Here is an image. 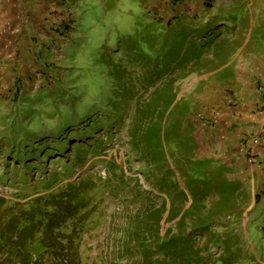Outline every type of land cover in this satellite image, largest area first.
Here are the masks:
<instances>
[{
	"label": "rangeland",
	"instance_id": "374dc122",
	"mask_svg": "<svg viewBox=\"0 0 264 264\" xmlns=\"http://www.w3.org/2000/svg\"><path fill=\"white\" fill-rule=\"evenodd\" d=\"M226 1L231 2L227 4L229 7L224 6ZM233 1L207 0L209 5L204 7V0H158L162 8L146 11L140 0H68L69 17L77 18V21L75 33L61 53L63 80L67 88L64 93L40 91L37 111L27 124L0 118V206L2 201L4 207L16 202L24 204L65 188L69 183L76 186L81 182L92 183L97 189L88 191L86 196L91 198L95 212L88 226L90 231L84 235L82 250L86 253L83 262L126 264L118 261L114 244L122 242L127 217L133 215V211H143L147 197L155 198L158 206L164 203L160 201L163 196L159 187L164 185L158 179H162L165 172L163 176L161 172L166 169L175 177L171 167L177 169L183 159L178 148L193 143L191 123L200 114L205 118L220 104L211 105L209 98L220 93H216L215 87L205 89L201 79L213 68L225 64L228 61L223 56L225 51L237 47L249 33V20L255 11L236 9ZM11 8L15 7L12 5ZM153 14L164 24L175 18L172 30H175L177 39L167 47H163L162 39L157 40L156 45L162 44L163 47L157 48L162 56H172L171 52L175 56L177 53L185 56L188 51L192 52V40L203 45L200 50L196 49V60L183 65L178 72L165 74L162 82L151 81L154 84L148 91L141 87L134 90L133 97L130 96L132 99L123 100L117 91L148 80L146 63L153 55L149 56L145 47L148 46L145 39H149L145 28ZM226 18L233 19L228 22ZM207 24L210 25L206 28ZM182 29L194 37L183 41ZM58 55L60 57V52ZM168 88L175 89L176 98L175 109L166 114L165 121H176L173 126L177 127L162 128L166 137L163 134L164 149L159 154L160 140L151 131L159 123L167 101L159 112L153 109L144 116L142 111L153 103L157 105ZM3 94L4 90L0 96ZM5 100L4 105L11 109V103ZM22 116L24 118V111ZM204 120L199 119L201 124ZM80 131L84 134L78 135ZM68 139L70 144L63 152ZM42 142L49 144L46 149L40 146ZM38 148L50 156L39 157V152L35 154ZM174 149L179 150L176 160H173ZM166 150L172 153H167L170 156L164 162ZM196 164L192 166L196 167ZM198 174L196 168L194 177ZM167 186H164L166 191ZM251 204L250 200L244 201V211L248 209V212L241 221L242 218L245 224L248 221L249 227L246 231L244 226L239 244H231L232 253L237 254V260H243L244 264H253V260L262 264L264 244L254 239L252 242L251 238L258 237L261 241L264 236V199ZM210 237L208 234L195 237L196 246L204 250L205 256L215 260L225 253L227 244H209Z\"/></svg>",
	"mask_w": 264,
	"mask_h": 264
},
{
	"label": "crops",
	"instance_id": "0c3cea01",
	"mask_svg": "<svg viewBox=\"0 0 264 264\" xmlns=\"http://www.w3.org/2000/svg\"><path fill=\"white\" fill-rule=\"evenodd\" d=\"M140 1L146 11L162 8L158 0ZM229 3L226 1L224 6L229 7ZM233 3L236 9L254 10L255 16L250 17L247 37L223 54L228 61L201 79L205 89L215 87L220 93L209 98L211 105L220 102L217 109L205 118L200 114L193 120L192 146L173 150V160L178 151L185 159H180L177 169L171 167L175 177H165L166 169L161 172V176L165 175L158 179L159 183L174 187L169 190L167 186L166 191L165 185H159L163 196L160 201L166 205L160 221L161 235L197 230L200 218L198 230L204 236L210 234L220 244H239V235L249 227L248 221H241L248 210L244 211V201L255 205L264 187V165L258 166L264 163V0ZM208 4L204 0V7ZM69 8L68 0H0V93L5 92L0 96L1 119L29 122L37 111L39 95L32 93V87L41 76L45 79L41 91L64 93L67 84L63 80V56L58 54L71 41L77 21L69 17ZM18 90L21 96L14 101L12 96ZM5 99L11 109L4 105ZM199 119L205 120L201 124ZM168 152L172 153L166 150L164 162L169 159ZM249 158H255L257 164H250ZM193 163H197L196 167ZM196 168L198 177H194ZM195 191L205 197L204 206L198 210L191 208ZM180 192L188 201L177 208L172 202ZM255 238H251L252 242L264 244V236L261 241Z\"/></svg>",
	"mask_w": 264,
	"mask_h": 264
},
{
	"label": "trees",
	"instance_id": "16d2710c",
	"mask_svg": "<svg viewBox=\"0 0 264 264\" xmlns=\"http://www.w3.org/2000/svg\"><path fill=\"white\" fill-rule=\"evenodd\" d=\"M210 9L208 10L210 11ZM233 18L230 20L226 19L228 22H231ZM177 23H179V20ZM173 24H175V18L164 24V21L158 19L154 14L149 22L146 23L147 27L145 29L147 33L145 34L149 39H145V44L148 45L145 47L147 52H149V56L153 55L150 62L146 63L149 68L148 80L138 85L132 83V86H128L122 91H117L116 94L119 98L123 100L126 98L132 99L130 96L133 97L134 90L144 87L143 91H148L149 86L154 84L151 81L157 79L162 82L165 74L170 71L178 72L180 67L187 63L190 64L197 59L195 57L198 52L197 50H200L199 47H202L203 44L198 45L197 42H195L196 40H192V52L188 51L185 56L179 53L175 56L173 52H171L172 56H162V53L158 52V49L167 47L170 42L177 39L175 30H172ZM174 32L175 34H173ZM180 33H182V40L185 42L194 37L190 35L186 29H182ZM207 33H209V29ZM150 39L152 40L149 43ZM159 39L163 40V47L162 44L160 46L156 45ZM202 53L203 52H201L200 55ZM139 54L141 55L140 52ZM156 59L158 60L157 63ZM137 60L141 59H136V61ZM160 62H162L161 66ZM122 75L123 74L120 76ZM16 94L18 95L15 96ZM16 94L14 95V101L21 96L19 90ZM175 98V89L168 88L164 91V96L159 103L157 105L156 103L152 104L154 108L150 105L149 108L142 111L144 116L150 111H153V109L159 112L161 109L160 107L167 101L161 112L159 123H157L156 126H154L155 128L151 131L153 136L160 140L157 146V150L161 151L157 152L159 154H162L164 149L162 145V136L165 135L166 137L162 128L176 125V121H165L166 114L168 112L171 114L175 109L173 107ZM27 123L28 122H26V124ZM105 123H109V121ZM68 127L71 128L72 126ZM176 127L177 126H173L175 129ZM111 128L112 126H110V129ZM81 134L84 133L80 131L78 135ZM69 140L70 139H68V144L63 148V152L67 150L70 144ZM48 145L49 144L45 142L40 144L44 149H46ZM54 145L57 147L59 146L55 141ZM44 149L41 150V148H38L35 154L39 152V157L41 155L43 157L46 155L48 158L50 154H47ZM43 152L45 153L43 154ZM35 154H32V157H34ZM39 157L37 159H39ZM171 176L172 172L169 171L165 177ZM164 185L167 186L166 183H164ZM168 186L169 190L174 188L170 184ZM176 186L177 185H175V187ZM93 189H97V187L92 183L88 184L87 182H81L79 186H76L74 183H69L65 188H58L54 192L36 197L24 204L16 202L4 207L2 206L4 201H2V207L0 206V212H2L0 214V264H85L83 262V257L86 251L82 250V245L84 244L85 233L90 231L88 226L95 212L92 200L87 197L86 194ZM263 195L264 187L260 194L256 196V203L262 200ZM145 201L146 205L145 207L143 206V211H133L134 214H130V216L127 217V229H124L122 242L120 244H114L117 250L118 261H125L126 264H244L243 260H237V254H235V256L233 255V246L231 244H227L225 253L215 260L205 256L204 250L199 249L195 241V237L204 236V233L198 230L200 218H197V230L192 232L180 231L176 233L168 231L166 234L161 235L160 221L163 217V211H165L166 205L163 203L158 206L155 198L150 199V197H147ZM187 201V197L180 192L174 198L172 204L180 208V206L185 205ZM193 201L191 208L198 210L200 207L204 206L205 197L200 191H195ZM262 231L264 233V226H262ZM211 237L209 244L215 243L220 245L217 240L215 241L214 238L212 239ZM262 256L264 259V250ZM134 259L139 260L135 261ZM253 264L261 263L260 261L253 260ZM262 264H264V261Z\"/></svg>",
	"mask_w": 264,
	"mask_h": 264
},
{
	"label": "built area",
	"instance_id": "2783aa9c",
	"mask_svg": "<svg viewBox=\"0 0 264 264\" xmlns=\"http://www.w3.org/2000/svg\"><path fill=\"white\" fill-rule=\"evenodd\" d=\"M40 88H41V81L37 82V83L34 85V87H33V92H37V91H39ZM248 161H249V163L252 164V165L257 164L255 158H249ZM263 165H264V163H261V164L258 163V166L263 167Z\"/></svg>",
	"mask_w": 264,
	"mask_h": 264
},
{
	"label": "clouds",
	"instance_id": "9594fccd",
	"mask_svg": "<svg viewBox=\"0 0 264 264\" xmlns=\"http://www.w3.org/2000/svg\"><path fill=\"white\" fill-rule=\"evenodd\" d=\"M62 56V54L60 53V57ZM39 81H41V88L39 89V91H37V92H33V87H34V85L37 83V82H39ZM35 84L33 85V87H32V93L33 94H38L42 89H43V87H44V84H45V79H44V77H40L36 82H35ZM21 92V91H20ZM13 98H14V95L12 96Z\"/></svg>",
	"mask_w": 264,
	"mask_h": 264
}]
</instances>
